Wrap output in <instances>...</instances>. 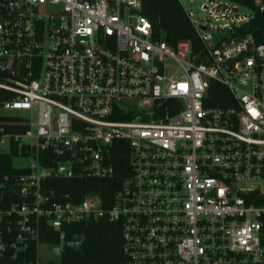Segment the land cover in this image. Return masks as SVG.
I'll use <instances>...</instances> for the list:
<instances>
[{"label": "built area", "instance_id": "obj_1", "mask_svg": "<svg viewBox=\"0 0 264 264\" xmlns=\"http://www.w3.org/2000/svg\"><path fill=\"white\" fill-rule=\"evenodd\" d=\"M178 2L197 50L155 38L142 0H0V264H73L77 227L100 219L119 225L118 264H264L254 11ZM116 167L106 206L79 191Z\"/></svg>", "mask_w": 264, "mask_h": 264}, {"label": "trees", "instance_id": "obj_2", "mask_svg": "<svg viewBox=\"0 0 264 264\" xmlns=\"http://www.w3.org/2000/svg\"><path fill=\"white\" fill-rule=\"evenodd\" d=\"M246 6L254 11L252 18L243 26L245 33H250L257 42L264 43V7L260 11L254 5V0H229ZM264 6V0H260ZM140 13L145 16L153 30V36L172 44L178 40H189L194 50L199 46L197 34L192 27L186 13L178 0H142ZM220 103L217 98L216 100ZM221 104V103H220ZM0 120H3L0 118ZM12 155L0 153V177L14 172L12 167ZM115 160L119 164H126V155L115 154ZM123 175L121 169L116 167L112 181L105 179L94 180L98 185L89 186L88 179L79 181L78 189L83 193L86 190H94L105 202L112 198L118 186L119 177ZM64 182V180H63ZM67 189V187H62ZM77 231L83 235L80 249L73 251V264H118L120 254V228L118 223L105 220L83 222L77 227Z\"/></svg>", "mask_w": 264, "mask_h": 264}, {"label": "rangeland", "instance_id": "obj_3", "mask_svg": "<svg viewBox=\"0 0 264 264\" xmlns=\"http://www.w3.org/2000/svg\"><path fill=\"white\" fill-rule=\"evenodd\" d=\"M201 2H202V0H196V2H194L191 5V8L188 7V5L185 2H182V4H183L184 7L189 8V10L196 11L198 13V15H201L200 12H199V10H198V7H199V5H200ZM0 113H2V110H0ZM19 160H20L19 158H15L13 160L14 165H16L19 162Z\"/></svg>", "mask_w": 264, "mask_h": 264}, {"label": "water", "instance_id": "obj_4", "mask_svg": "<svg viewBox=\"0 0 264 264\" xmlns=\"http://www.w3.org/2000/svg\"><path fill=\"white\" fill-rule=\"evenodd\" d=\"M244 55V52H242L240 55H238L237 57H236V59H239L241 56H243ZM235 59H230V60H228L227 61V63L229 64V63H232L233 61H234Z\"/></svg>", "mask_w": 264, "mask_h": 264}]
</instances>
